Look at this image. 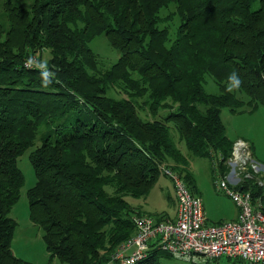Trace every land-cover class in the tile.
I'll list each match as a JSON object with an SVG mask.
<instances>
[{
  "label": "trees",
  "instance_id": "obj_1",
  "mask_svg": "<svg viewBox=\"0 0 264 264\" xmlns=\"http://www.w3.org/2000/svg\"><path fill=\"white\" fill-rule=\"evenodd\" d=\"M4 5L10 25L3 40L0 27V264H34L11 248L16 221L9 213L24 183L17 166L24 151L36 178L26 194L48 251L44 264H108L134 234L133 217L146 214L128 197L147 196L165 174L162 166L197 194L191 158H209L221 174L229 168L234 139L222 108H264V0ZM174 17L172 38L160 23ZM97 35L119 51L104 69L89 45ZM206 75L217 92L205 90ZM250 171L242 187L264 209V174Z\"/></svg>",
  "mask_w": 264,
  "mask_h": 264
},
{
  "label": "built area",
  "instance_id": "obj_2",
  "mask_svg": "<svg viewBox=\"0 0 264 264\" xmlns=\"http://www.w3.org/2000/svg\"><path fill=\"white\" fill-rule=\"evenodd\" d=\"M228 170L217 182L234 202L237 215L219 222L209 221L200 195L193 193L183 178L166 166L174 186V216L156 220L151 215L134 216L135 232L115 249L112 260L118 264H135L149 253L163 251L171 257L190 263L227 257L235 264H264V209L253 203L250 190L243 189L244 178L264 174V164L252 159L249 143L235 141ZM261 183V182H260Z\"/></svg>",
  "mask_w": 264,
  "mask_h": 264
},
{
  "label": "rangeland",
  "instance_id": "obj_3",
  "mask_svg": "<svg viewBox=\"0 0 264 264\" xmlns=\"http://www.w3.org/2000/svg\"><path fill=\"white\" fill-rule=\"evenodd\" d=\"M9 1L29 7L32 0H0V27L1 39L7 35L9 23V11L6 10L4 2ZM173 6L169 9H163L161 17H164ZM177 17L166 19L160 23V26L168 25L170 36L173 38L177 24ZM92 51L98 54L99 68L109 67L115 62L119 56V51L111 45L107 37L97 35L90 41ZM48 55L44 53L46 62ZM204 88L209 93L217 92L218 88L212 76L206 75ZM109 95H117V91L111 88ZM142 113V112H141ZM144 115V114H143ZM221 118L226 127V134L237 141L245 139L250 143V151L252 159L260 163L264 161V108L257 107L253 112L245 111L241 113H232L228 108H222ZM177 137L175 130L172 135ZM174 136V138H176ZM233 143V144H234ZM178 147L182 151H186L184 143L178 142ZM29 149L24 151L17 160V166L24 175V183L20 188V196L17 202L11 208L9 216L16 221L14 235L12 238L13 253L34 264H44L48 262V251L42 237V229L30 218L28 208V199L26 191L33 186L36 178L33 166L29 160ZM228 166V164H227ZM188 169L191 171L194 182L195 192L199 194L203 200V206L206 216L210 221H220L229 219L235 212V204L231 198L218 187L217 182L221 178V173L217 168V164L210 161L206 157H193L190 160ZM259 182V179L256 178ZM131 205L139 206L141 210L151 216L160 213L167 214L168 217L174 216L176 208L174 186L171 178L167 174H160L156 183L149 191L148 195L141 198L128 197ZM53 262L59 264L57 258H53ZM233 264V260L227 257H220L205 263H190L166 256L163 251H158L151 260H144L139 264ZM108 264H114L109 262Z\"/></svg>",
  "mask_w": 264,
  "mask_h": 264
},
{
  "label": "crops",
  "instance_id": "obj_4",
  "mask_svg": "<svg viewBox=\"0 0 264 264\" xmlns=\"http://www.w3.org/2000/svg\"><path fill=\"white\" fill-rule=\"evenodd\" d=\"M243 140H245V139H243ZM245 141H247V140H245ZM201 197V196H200ZM202 199V198H201ZM202 202H203V200H202ZM203 208H204V206H203ZM235 208H236V206H235ZM175 211H176V208H175ZM204 212H205V209H204ZM174 214H175V212H174ZM173 214V215H174ZM236 215H237V208L235 209V212L232 214V216L229 218V219H233V218H235L236 217ZM205 216H206V212H205ZM172 217V216H171ZM206 218L208 219V217L206 216ZM209 220V219H208ZM210 221V220H209ZM220 221H222V220H220ZM211 222H214V221H211ZM215 222H219V221H215Z\"/></svg>",
  "mask_w": 264,
  "mask_h": 264
},
{
  "label": "clouds",
  "instance_id": "obj_5",
  "mask_svg": "<svg viewBox=\"0 0 264 264\" xmlns=\"http://www.w3.org/2000/svg\"><path fill=\"white\" fill-rule=\"evenodd\" d=\"M231 79L234 81V83H235L236 85H239L240 81H239V79L235 76V74H233V76L231 77Z\"/></svg>",
  "mask_w": 264,
  "mask_h": 264
}]
</instances>
